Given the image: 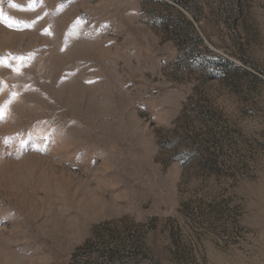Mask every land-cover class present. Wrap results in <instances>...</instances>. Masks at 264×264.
<instances>
[{
	"label": "rangeland",
	"instance_id": "obj_1",
	"mask_svg": "<svg viewBox=\"0 0 264 264\" xmlns=\"http://www.w3.org/2000/svg\"><path fill=\"white\" fill-rule=\"evenodd\" d=\"M0 264H264V0H0Z\"/></svg>",
	"mask_w": 264,
	"mask_h": 264
}]
</instances>
